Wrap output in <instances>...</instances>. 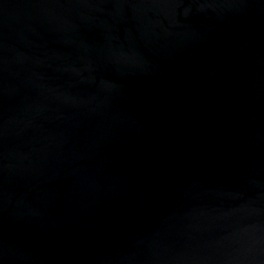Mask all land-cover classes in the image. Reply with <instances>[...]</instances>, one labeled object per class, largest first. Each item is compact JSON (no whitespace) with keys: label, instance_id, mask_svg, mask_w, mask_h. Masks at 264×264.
Segmentation results:
<instances>
[{"label":"water","instance_id":"95a60500","mask_svg":"<svg viewBox=\"0 0 264 264\" xmlns=\"http://www.w3.org/2000/svg\"><path fill=\"white\" fill-rule=\"evenodd\" d=\"M0 264H264V0H0Z\"/></svg>","mask_w":264,"mask_h":264}]
</instances>
